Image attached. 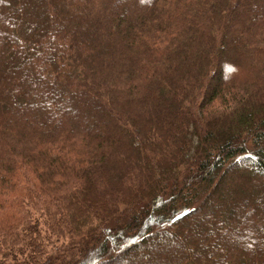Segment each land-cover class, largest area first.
Masks as SVG:
<instances>
[{
	"label": "trees",
	"instance_id": "16d2710c",
	"mask_svg": "<svg viewBox=\"0 0 264 264\" xmlns=\"http://www.w3.org/2000/svg\"><path fill=\"white\" fill-rule=\"evenodd\" d=\"M0 264H264V0H0Z\"/></svg>",
	"mask_w": 264,
	"mask_h": 264
}]
</instances>
